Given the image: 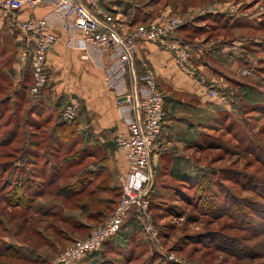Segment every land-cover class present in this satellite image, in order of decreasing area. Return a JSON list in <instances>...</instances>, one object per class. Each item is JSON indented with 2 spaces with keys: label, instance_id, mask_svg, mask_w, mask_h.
Returning <instances> with one entry per match:
<instances>
[{
  "label": "rangeland",
  "instance_id": "1",
  "mask_svg": "<svg viewBox=\"0 0 264 264\" xmlns=\"http://www.w3.org/2000/svg\"><path fill=\"white\" fill-rule=\"evenodd\" d=\"M126 1L125 11L114 18L102 7L116 29L128 36L141 28L164 27L174 19L181 20L188 25L180 32L189 47L188 71L178 66L174 52L160 44L141 41L139 45L153 43L171 53L178 69L186 74H194L192 61L206 65L218 79L206 87L207 95L212 89L220 94L217 98L209 96L215 101L208 120L193 114L190 125L194 126L192 134L197 139L194 144L183 146L182 157L189 164L181 172L183 177L173 175L169 162H162L154 185L148 189V217L135 219L120 235L108 240L102 245L103 250L100 248L103 253L97 252L88 264H264V251L261 249L263 255L254 254L259 241L264 240L255 233L264 229L259 230L263 225L259 216L264 213V186L259 183L264 178L260 159L264 154V0ZM123 16L139 22L124 26L120 24ZM14 88L6 86L0 75V264H53L64 249L85 239L118 207L109 200L120 199L116 192L105 191L103 174L87 184L86 190L69 186L75 172L90 167L94 161L90 158L77 164L65 163L46 187L45 196L36 198L32 205L30 199L16 205L18 199L8 194L16 181L24 182L31 176L37 183L50 179L48 169L41 167L50 150H46L45 141L43 149L36 150L40 166L33 172L31 157L22 148L26 145V151L32 150L31 138L25 133L33 132L31 120L38 117L28 111L26 99L15 96ZM40 120L44 127L40 133L48 137L53 125H45L44 115ZM68 146L62 154L75 157L77 149ZM101 154L99 150L96 161L102 158ZM170 155L165 159L170 160ZM196 174L207 178L202 181L206 184L202 188L209 189L202 195L205 201L200 200ZM126 178L120 181L122 185ZM231 188L237 193L238 210L245 216L243 222L242 215L234 214L237 208L227 192ZM19 192L27 194L25 188ZM209 196L216 202L213 213L210 205L203 203ZM133 206L128 212L133 208V212L145 214ZM147 225L154 233L146 231ZM136 230L141 233H128ZM238 244L245 248L248 258L237 257L243 252L236 251ZM260 247L264 248L263 242ZM133 258L134 261L126 262Z\"/></svg>",
  "mask_w": 264,
  "mask_h": 264
},
{
  "label": "crops",
  "instance_id": "2",
  "mask_svg": "<svg viewBox=\"0 0 264 264\" xmlns=\"http://www.w3.org/2000/svg\"><path fill=\"white\" fill-rule=\"evenodd\" d=\"M127 4L126 0H108L103 3V8L114 18L125 11ZM45 17L51 22L47 31L56 34L58 41L48 55L47 85L38 97H33L28 103L31 96L29 86L33 83L30 56L34 42L22 30L21 24ZM123 18L120 24L124 26L131 27L139 22L137 18ZM26 56L28 58L24 61ZM191 63L194 74H186L178 69L171 53L156 44L143 43L132 58L129 71L125 75L114 74L111 68L115 59L111 53L88 45L74 23L67 16L60 15L53 4H27L18 12L0 10V75L6 86H15V96L26 99L34 115H40V118L44 115L48 124H52L69 103H75L78 113L73 138L80 139L86 148L97 147L102 151L105 159L101 165L110 176L113 187L122 188L120 181L129 173L125 153L118 147L117 139L129 131L127 120L131 114L128 111L123 113L117 102L124 100L125 94L137 86V80L144 74V65L155 72L169 112L159 143L161 150L163 148L167 155L171 154L170 160L165 159L167 155H162V159L158 156L154 168L167 161L165 163L169 162L171 173L180 175L189 165L182 157L183 146L192 145L197 139L190 121L195 118L193 114H198L196 116L202 120L210 118L215 100L209 98L206 87L218 82L206 65L197 61ZM156 176L153 170L151 186Z\"/></svg>",
  "mask_w": 264,
  "mask_h": 264
},
{
  "label": "built area",
  "instance_id": "3",
  "mask_svg": "<svg viewBox=\"0 0 264 264\" xmlns=\"http://www.w3.org/2000/svg\"><path fill=\"white\" fill-rule=\"evenodd\" d=\"M103 1L105 0H0V10L18 12L27 4L55 5L60 15L67 16L74 23L88 45H95L111 53L115 59L111 68L114 74L125 75L129 71L133 54L141 41H152L174 52L178 66L188 71L189 47L175 37L176 31L185 25L184 22L174 19L168 26L141 28L127 36L115 28L110 17L104 12L101 7ZM50 23L49 18L45 17L27 20L21 24L22 30L30 35L34 42V51L30 56L34 78L32 95L40 94L47 85V56L57 41V36L47 31L50 29ZM27 58L26 56L23 60L26 61ZM129 91L124 100L117 102L123 113L128 111L131 114L127 120L129 131L117 139L118 147L124 151L129 166V174L122 186V199L101 226L94 229L85 239L66 249L53 264H76L87 254L97 251L104 242L119 232L126 214L133 205L138 207V211L145 213L140 214L139 218L148 217V189L153 181L154 162L158 159L160 151L159 136L167 121L168 112L158 89L157 76L152 69L145 66L144 74L137 80V86ZM219 94L217 90L212 89L209 96L217 98ZM77 113V105L69 103L64 108L62 117L67 121L74 120ZM145 229L154 233L150 225ZM169 258L173 259V255Z\"/></svg>",
  "mask_w": 264,
  "mask_h": 264
},
{
  "label": "trees",
  "instance_id": "4",
  "mask_svg": "<svg viewBox=\"0 0 264 264\" xmlns=\"http://www.w3.org/2000/svg\"><path fill=\"white\" fill-rule=\"evenodd\" d=\"M103 3H101V7H103ZM12 12H16V11H12ZM188 25H185V26H182L180 27L176 33H175V37L180 40L181 42H183V38L182 36L180 35V32L183 31V29H185ZM260 29H258L259 31ZM184 43V42H183ZM34 85V78H33V83H32V86H29V93H30V97H29V101L28 103L32 100L33 97H38L42 91L40 92V94L38 95H32L31 94V88L33 87ZM252 87V86H251ZM256 88L254 87L253 90H255ZM4 100V99H3ZM23 100V99H22ZM28 106V105H27ZM29 108L28 111H31V114L34 115L33 113V108L28 106ZM167 108V107H166ZM64 110V109H63ZM63 110L60 114V116L56 117L54 120H53V123L51 125H53V127L51 128V132L50 134L48 135V137H45L43 136L42 137V134L40 133L42 131V129H44V127H42L43 125V122H40V115H37L38 119L36 120H31V123L32 125L30 126L31 129H33V132H26L25 134L28 136V138H31V141H30V145H31V151L27 150L26 151V145L22 148L23 149V152L24 153H27V156L31 157L30 158V166H32L33 168V172H35V167H38L40 165H38V154L36 152V150H42L43 149V142L45 141L46 144L44 143V145H46V150L49 148L50 151H47L48 153H46V155L48 156V158H46L44 164L41 166L43 169H45V167L48 169V172L50 173V179L49 180H46V181H41V182H38L37 183V179L34 178V177H30V178H27V180H25L24 182L18 180L15 182L12 190L9 191V195H14L16 199H18V204L16 203V205H22V202H26L27 199H30V203L31 205L34 203V200H36V198L38 197H41V196H45L46 195V192H47V189L46 188L48 186V184H50L52 181H54V178L57 177L56 175H59V172H60V168L63 166L64 168V164L69 162L70 164L74 163V164H77L79 163L81 160H87V159H90V158H93L94 157V161L92 164H90V167H85L83 169H80L78 170L77 172H75V179H74V182H72V184H70L69 186L71 188H73L74 190L77 188V187H80L81 189H79L80 191L83 190L85 188L86 190V187H87V184L89 185L95 178H98L101 174L103 175H106L105 177V184L107 185V190H105L106 192H109V193H112V192H116L117 196L119 197L120 201L122 199V196H123V189L120 188V187H113L111 186V178L110 176L107 174V172L105 171V167H103V164L101 165V162L103 163L104 162V159H105V155L104 154H101V159L97 160L96 159L98 158L96 154H98L99 150L97 147H84L83 144H81V140L80 139H75L73 138V135L72 132L75 131V127H76V124L74 123L76 119L74 120H64L63 117H62V113H63ZM167 112H168V109H167ZM27 113V112H26ZM167 119H169V112L167 113ZM36 115V114H35ZM49 120H52L51 118H49ZM26 124V123H25ZM30 125V124H29ZM28 125V126H29ZM45 125H50L47 123L46 119H45ZM70 144V145H69ZM65 145H69V149L70 148H74V149H77V154L76 156H67V155H63L62 154V149L65 147ZM162 155H167V153L165 152V150L162 148V150L160 149L159 151V156L161 157L162 159ZM248 155V153H247ZM61 159V163H59V160ZM261 159V165L262 167L264 168V154H263V157L260 158ZM159 166V165H158ZM160 167V168H159ZM159 167H156V168H153L154 170V175L158 174V171L161 170L162 166L160 165ZM159 169V170H158ZM160 172V171H159ZM56 174V175H55ZM200 174H196V180H197V187H199L200 189V200L202 201H205L204 198H202V195L203 193L205 192L206 194L209 192V189H205V188H202L203 186H205L206 184L202 181L206 180L207 178L205 176H203V179L200 178L199 176ZM179 176V175H178ZM180 177H183V174L180 175ZM205 177V178H204ZM41 178V177H40ZM58 179V178H56ZM201 180V181H200ZM179 185H182V183L180 181L182 180H179ZM189 183V182H188ZM259 183L262 184L264 186V178H261L259 179ZM184 184V183H183ZM184 185H187V183H185ZM203 185V186H202ZM37 186V187H36ZM68 186V187H69ZM23 188L26 189V193H22L20 194V190H22ZM35 189L37 190H42L37 192H34ZM77 190V189H76ZM84 190V191H85ZM235 191L233 188H231L230 190L227 189V192L229 193V195H231V200L234 202V207L237 208V213H234V214H238V215H242L241 214V211L238 210V204H237V200H236V197H237V193L235 191V193L233 192ZM72 192V191H71ZM199 192V190H198ZM257 192V191H256ZM59 195H62L64 194L63 192L62 193H57ZM260 195V194H259ZM261 196V195H260ZM262 197V196H261ZM263 198V197H262ZM104 200V199H103ZM107 200V198H106ZM264 200V198H263ZM111 205L112 206H115L117 207L118 204L120 203V201L116 200V199H111L109 200ZM182 202H186V200H183L182 199ZM204 205L207 207H209V209L212 211V213L214 212V208L216 206V202H215V199H212L211 196H209V200H206V202H203ZM233 207V206H232ZM138 211V210H137ZM114 211H112L113 213ZM112 213L110 214V216L112 215ZM138 213L135 211L133 212V208L130 212H128L124 218V221L122 223V226H121V229L119 230V232H117L113 237L111 238H115L118 234L120 235V233H122L125 228L131 224V223H134V220L135 219H138ZM109 216V217H110ZM215 216H217V214H215ZM243 216V215H242ZM108 217V218H109ZM244 218H240L241 222L244 221L245 219V216H243ZM107 218V219H108ZM106 219V220H107ZM259 219L263 222V225L260 226V229L264 227V213H262L260 216H259ZM105 220V221H106ZM104 221V222H105ZM97 228V227H96ZM96 228H93L90 233L96 229ZM141 230H136L134 232L132 231H129L128 233H141L140 232ZM90 233L88 234V236L90 235ZM256 234H258L257 236L258 237H264V229H262V231H259V232H255ZM87 237V236H86ZM110 238V239H111ZM108 239V240H110ZM107 240V241H108ZM106 241V242H107ZM106 242H104L102 245H104ZM260 242H263L264 243V240H260L259 241V244H258V247H256L255 249L257 251H255L254 254H256V256H259V255H263V253L261 252V249L264 251V248L260 247ZM101 245V247H102ZM71 247V246H70ZM100 247V248H101ZM238 247H239V250L237 249L236 251H243L245 250V248L243 246H241L240 244H238ZM243 247V248H242ZM69 248V247H68ZM66 248V249H68ZM98 249V251L96 252H93V253H89L87 254L80 262L76 263V264H81V262H85L84 264H88L87 261H90V260H93L92 257L97 255V252L100 253L102 251H100L101 249L103 250V248L101 249ZM66 249H64L61 253H63ZM217 249H219L220 251H222L221 249L222 248H219L217 247ZM249 249V248H248ZM249 251V250H248ZM60 253V254H61ZM103 253V252H102ZM239 255L237 256L238 258L240 256H246L245 258H248L247 257V253L246 252H241V253H238ZM104 255H107V253L105 252ZM255 256V257H256ZM241 258V257H240ZM90 259V260H89ZM128 259V258H127ZM134 261V258L133 259H129L127 260L126 262L127 263H130ZM174 262H170L168 261L167 264H173ZM106 264V263H105ZM108 264V263H107Z\"/></svg>",
  "mask_w": 264,
  "mask_h": 264
}]
</instances>
